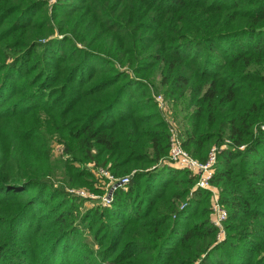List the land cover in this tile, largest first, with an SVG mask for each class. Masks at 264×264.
I'll list each match as a JSON object with an SVG mask.
<instances>
[{"label":"trees","instance_id":"16d2710c","mask_svg":"<svg viewBox=\"0 0 264 264\" xmlns=\"http://www.w3.org/2000/svg\"><path fill=\"white\" fill-rule=\"evenodd\" d=\"M152 79L193 158L224 146L222 240ZM98 168L129 182L86 209ZM0 264H264V0H0Z\"/></svg>","mask_w":264,"mask_h":264},{"label":"built area","instance_id":"2783aa9c","mask_svg":"<svg viewBox=\"0 0 264 264\" xmlns=\"http://www.w3.org/2000/svg\"><path fill=\"white\" fill-rule=\"evenodd\" d=\"M155 102L158 104L159 109L163 110L165 108L166 102L162 96H157ZM168 123V122H167ZM182 132L178 133L175 129H170L169 131V149L167 156V163L169 166L176 167L180 170H184L190 173L192 176L196 177L195 189H200L204 191L210 190L211 181L214 176L215 165L217 162V154L222 147H213L206 160L199 162L191 157L188 152L182 146ZM229 144L227 141L225 145ZM243 149V147H240ZM98 177L106 178L108 184L106 186L107 190L104 196L101 197L103 205H107L111 202L112 193L115 189L124 187L129 182V176L122 178L113 177L108 171L104 169H98L96 171ZM70 195H75L84 199L94 198L93 196L87 195L83 191H74L72 189H67ZM214 196V195H213ZM227 214L225 209L220 205L218 198L214 196L213 203L211 205V223L214 227L218 228L219 233L222 234L223 223L226 220ZM220 237V235H219Z\"/></svg>","mask_w":264,"mask_h":264},{"label":"rangeland","instance_id":"374dc122","mask_svg":"<svg viewBox=\"0 0 264 264\" xmlns=\"http://www.w3.org/2000/svg\"><path fill=\"white\" fill-rule=\"evenodd\" d=\"M149 86H150V90H151V95L154 98V100H155V98L157 96L160 95V96H162L164 98V101L166 102L165 108H162L163 110H160L159 106H158V109H159L163 119L166 122H168L167 123L168 124V133H169L170 129H172V130L175 129L178 133H181L183 131V126H184L183 117H184L185 112H186V109L184 108L185 107L184 103L181 100H179L177 102H173V101L170 102L169 99L165 98L163 96L164 95L163 92L158 90V82L156 80L152 79L149 82ZM48 147H49V150H50V158H51V162H52V165H53V169L57 170V174H58L56 177H53V180H54V182L56 184H58L59 181L63 178L62 177L63 176V174H62L63 167L62 166L65 163V156L63 154L64 147H63L62 144H60V143H58L57 141H54V140H51V141L48 142ZM209 152L207 153L206 158H207ZM188 154H189V152H188ZM194 159L199 161L196 158H194ZM199 162H203V161H199ZM74 165H75V167H78L77 164H74ZM165 165L168 166V163H165ZM168 167H170L172 169L180 170V169H178L176 167H173V166H168ZM98 169H100V168H98ZM98 169L92 170L93 177H95V178H96V176H95L96 175V171ZM67 189H72L74 191H83L87 195H90V196L94 197V198H91V199L87 198V199H85L83 201L84 207L86 209L103 205V201L101 200V196H99L98 194H95L94 192H92L88 187H68ZM210 190H212V191H207V192H209V196H208L209 208H211V205H212L213 200H214V196L216 198H218V196H219V192H218L219 189L215 185L211 184ZM108 205L109 204H107L105 206H108ZM220 239L221 240L223 239V232H222V234H220Z\"/></svg>","mask_w":264,"mask_h":264}]
</instances>
